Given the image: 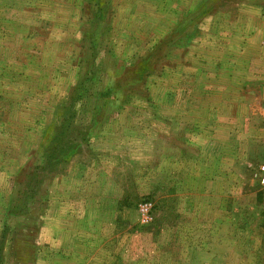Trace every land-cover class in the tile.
<instances>
[{
	"label": "rangeland",
	"instance_id": "1",
	"mask_svg": "<svg viewBox=\"0 0 264 264\" xmlns=\"http://www.w3.org/2000/svg\"><path fill=\"white\" fill-rule=\"evenodd\" d=\"M198 1L0 0V264H264V0Z\"/></svg>",
	"mask_w": 264,
	"mask_h": 264
},
{
	"label": "crops",
	"instance_id": "2",
	"mask_svg": "<svg viewBox=\"0 0 264 264\" xmlns=\"http://www.w3.org/2000/svg\"><path fill=\"white\" fill-rule=\"evenodd\" d=\"M204 0H199L195 5H197L196 7H194L195 9H198L199 6L198 3H202ZM252 6V5H251ZM263 21L261 22V24H258V28L255 29V35H257V37L253 38V36H251L250 34H246L244 37L241 36L240 33H238L237 36H234L233 39V30H229L230 35L232 36H228V51H229V55L228 57H233L236 58L238 56H244V57H249V58H253V57H260L261 55L264 56V17L262 19ZM222 25V24H220ZM220 34V33H218ZM253 39H256L255 42H253ZM253 48H256V52L255 53H251L253 51ZM232 52V53H231Z\"/></svg>",
	"mask_w": 264,
	"mask_h": 264
},
{
	"label": "built area",
	"instance_id": "3",
	"mask_svg": "<svg viewBox=\"0 0 264 264\" xmlns=\"http://www.w3.org/2000/svg\"><path fill=\"white\" fill-rule=\"evenodd\" d=\"M254 177L257 180V182L259 183V185L264 186V165H261L258 167ZM149 208L150 207L147 205L140 207V211L143 215V222L144 223H147L149 220V218H147V215H148L149 210H150Z\"/></svg>",
	"mask_w": 264,
	"mask_h": 264
},
{
	"label": "trees",
	"instance_id": "4",
	"mask_svg": "<svg viewBox=\"0 0 264 264\" xmlns=\"http://www.w3.org/2000/svg\"><path fill=\"white\" fill-rule=\"evenodd\" d=\"M111 90L105 91V96H109Z\"/></svg>",
	"mask_w": 264,
	"mask_h": 264
}]
</instances>
